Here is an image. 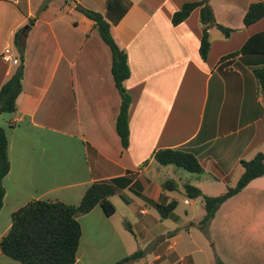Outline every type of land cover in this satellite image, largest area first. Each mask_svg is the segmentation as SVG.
<instances>
[{
  "label": "crops",
  "instance_id": "obj_1",
  "mask_svg": "<svg viewBox=\"0 0 264 264\" xmlns=\"http://www.w3.org/2000/svg\"><path fill=\"white\" fill-rule=\"evenodd\" d=\"M75 1L105 16L109 8L115 16L128 6L112 31L131 70L125 82L132 97L129 146L123 147L116 128L121 96L113 55L95 23L75 9V2L52 0L42 9L44 0H0V89L18 67L3 52L13 48L20 61L15 36L20 30L26 36L23 93L18 111L2 125L10 130L11 170L4 179L0 241L11 229L13 213L31 201L79 205L93 184L106 181L119 188L111 197L116 211L107 216L96 206L79 216L75 264H115L149 246L151 251L133 264H199L187 252L181 227L172 231L164 225L168 219L177 226L185 221L158 214L159 205L181 198L178 189L163 188L178 177V168L159 164L155 153L191 152L204 169L198 177L215 185L230 181L245 154L251 152V160L264 151V100L254 75L264 67V54L225 59L264 30V18L244 24L258 0H208L216 22L238 32L226 37L210 28L205 61L200 9L178 26L172 23L185 3L202 0ZM215 87L221 91L219 114L213 109ZM235 96H240L237 111ZM208 239L214 253L210 264H264V176L221 205ZM0 264L23 263L0 248Z\"/></svg>",
  "mask_w": 264,
  "mask_h": 264
},
{
  "label": "trees",
  "instance_id": "obj_2",
  "mask_svg": "<svg viewBox=\"0 0 264 264\" xmlns=\"http://www.w3.org/2000/svg\"><path fill=\"white\" fill-rule=\"evenodd\" d=\"M50 1L52 0H45L42 9H46ZM66 2H75V9L95 23L101 38L111 49L113 55L112 74L121 96V107L116 128L123 147L128 148L130 136L129 110L132 97L125 87V82L130 78L131 70L128 64V55L125 50L119 47L112 31V24H117L122 19L128 6L124 7L121 12H114L115 16H113L112 9L109 8L108 15L105 16L76 3L75 0H66ZM196 9H200V21L203 27L200 55L205 61L211 48L209 29L216 27L226 37H230L235 30L216 22L208 0L185 3L182 9L173 15V25L178 26L183 23ZM263 18L264 0H258L247 11L244 24L251 26ZM33 23L34 20H31L29 28ZM25 41L26 36L21 34V30L18 31L15 36V46L20 54V62L13 75L0 89V116L3 114L12 115L18 111V99L23 93ZM248 54H264V30L252 35L239 51L226 56L225 59ZM254 75L258 81V91L264 100V67L255 69ZM8 151L9 140L6 129L0 125V211L4 205L6 194L4 179L11 170ZM155 160L163 166L174 165L190 173L204 174V169L196 156L185 150L160 149L155 153ZM241 165L244 173L237 185L229 188L226 193L220 196H207L191 184L184 185L187 197L191 199L202 198L204 202L206 215L199 223V227L203 230L210 225L223 203L240 193L254 179L264 176V152H259L251 160H242ZM163 188L165 190L178 189L171 180L166 181ZM118 191L119 188L114 185V182L105 181L93 184L79 205H67L45 200L31 201L13 213L11 229L0 241L2 253L23 264H75L82 236L79 216L89 213L96 206H100L107 216H112L116 209L111 197ZM176 205L177 202L173 201L166 206L159 205L158 209L166 216L176 208ZM128 228L132 231L130 227ZM146 254L147 250H139L115 264H133L144 258ZM218 264L224 263L218 260Z\"/></svg>",
  "mask_w": 264,
  "mask_h": 264
},
{
  "label": "rangeland",
  "instance_id": "obj_3",
  "mask_svg": "<svg viewBox=\"0 0 264 264\" xmlns=\"http://www.w3.org/2000/svg\"><path fill=\"white\" fill-rule=\"evenodd\" d=\"M44 2H45V0H44ZM43 5H44V3H43ZM27 27L28 26L25 25L23 27V29H25V28L27 29ZM213 32L216 34H220V32L216 29H213ZM237 32L238 31L235 30L233 33H237ZM6 49H10L12 51L13 48H6ZM6 49H5V51H6ZM5 51L3 52V55H4ZM212 96H213V101H214V103H213L214 113L216 112L219 114L220 113V106H219L218 102L221 98V91L219 90V88L217 89L215 87V90L213 91ZM235 97L238 98V96H235ZM235 97H234V99H235ZM239 99H240V96L236 100V104H235V108H234L236 111L240 108V104L238 103ZM224 113L226 114V111ZM8 116H10V114H3L0 116V125H3L5 123V121H7ZM5 129H7L8 133H10L9 128H5ZM246 132L247 131H242V134H245ZM244 147H245L244 145L241 146V149H239L238 151L240 153H242ZM234 152H232V153H234ZM235 153H237V151ZM250 153L251 152H248L247 154H245L244 160H248V158L250 157L249 156ZM234 159H235V156H234ZM171 166H174V165H171ZM239 166H240V170L238 168L233 173L229 182H226V183L220 182V183H217L215 185H209L206 179H203L202 177H201L202 179H200L197 174L187 172L185 169L177 167L178 171H179L178 177L174 178L172 181L177 185V188L179 191L177 196H178V198H181V200L175 199V201L177 200L176 201L177 202L176 208L173 211L169 212L166 216H164V214L162 212L158 211L159 216L163 219H165L169 214H174L175 216H177L181 220L185 221L183 226H180L179 223H178L179 226H177L173 219H168V220H164L165 221L164 225L166 227L171 228L172 231H175L177 229L176 227H181V228H179L178 233L179 232L183 233L182 235H183L184 240H185V245H187V246H185L187 249V252H190V253L192 252L193 253L192 260L199 263V264H210L212 262V260H214V253L211 250L210 241L208 239V237H209V226L210 225L207 228H205L204 230L199 227V223L204 219V217L206 215V209H205L204 202H203L202 198L191 199V198L187 197L185 195L184 185L185 184H191V185L199 188L202 191V193L204 195H207V196H212V197L220 196V195L226 193L229 188H233L237 185L239 177L242 175V173L244 171L242 165L240 164ZM175 167L176 166H174V168ZM173 200L171 202H173ZM185 200L191 202V205L184 203ZM163 206H165V205H163ZM191 223H194V224L192 225ZM128 227L129 226L126 225L127 230H129ZM130 236H132V235L130 234ZM194 244H195V246H194ZM152 248H153V246H149L148 248H145L143 250H147V253H148L149 250L151 251ZM137 251H139V250H136V252Z\"/></svg>",
  "mask_w": 264,
  "mask_h": 264
},
{
  "label": "built area",
  "instance_id": "obj_4",
  "mask_svg": "<svg viewBox=\"0 0 264 264\" xmlns=\"http://www.w3.org/2000/svg\"><path fill=\"white\" fill-rule=\"evenodd\" d=\"M3 58L12 65H19V59L14 57L13 52L10 49H6Z\"/></svg>",
  "mask_w": 264,
  "mask_h": 264
},
{
  "label": "water",
  "instance_id": "obj_5",
  "mask_svg": "<svg viewBox=\"0 0 264 264\" xmlns=\"http://www.w3.org/2000/svg\"><path fill=\"white\" fill-rule=\"evenodd\" d=\"M26 29V28H25ZM24 31V30H23Z\"/></svg>",
  "mask_w": 264,
  "mask_h": 264
}]
</instances>
